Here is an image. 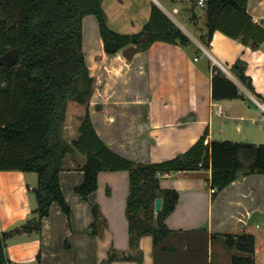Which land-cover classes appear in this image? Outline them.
Segmentation results:
<instances>
[{
    "label": "crops",
    "instance_id": "1",
    "mask_svg": "<svg viewBox=\"0 0 264 264\" xmlns=\"http://www.w3.org/2000/svg\"><path fill=\"white\" fill-rule=\"evenodd\" d=\"M185 1L103 0L102 6L112 30L133 34L150 20L155 3L191 37L193 44L186 48L156 41L146 50L133 53L135 46H128L109 55L98 21L93 15L84 18V52L95 86L88 106L69 105L65 125V131L71 127L65 136L69 141L76 138L89 111L100 138L135 162L172 159L205 133L206 143L229 139L264 143V43L255 49L216 31L206 48L199 40L205 27L196 11L198 25L190 21L196 20L195 8ZM192 1L199 5V0ZM247 8L253 21L264 27V0H248ZM238 59L247 62V75L262 100L230 71ZM213 65L225 67L229 72L223 71L248 99L213 100ZM84 162L83 154H69L60 173L70 215L54 203L40 233L24 232L8 241L7 264H103L111 250L118 255L131 250L126 214L129 172H101L98 189L84 199L75 191L84 180ZM211 174V170H197L164 175L161 187L180 194L166 220L171 234L158 246L151 235L143 236L141 261L117 258L112 264H232L233 254L228 258L224 239L213 236L251 225L264 230V175L241 176L214 198ZM37 182L36 173L0 171V237L35 217ZM93 205L100 207L106 221L99 233L92 229Z\"/></svg>",
    "mask_w": 264,
    "mask_h": 264
},
{
    "label": "trees",
    "instance_id": "2",
    "mask_svg": "<svg viewBox=\"0 0 264 264\" xmlns=\"http://www.w3.org/2000/svg\"><path fill=\"white\" fill-rule=\"evenodd\" d=\"M103 0H0V59L8 52L16 53L15 63H0V171H22L38 176L35 193V217L21 227L2 233L0 264H7V243L27 232L40 233L42 222L58 203L70 215L71 208L61 187L60 173L65 158L77 152L85 156L81 166L83 183L75 191L84 199L99 187L103 171L125 170L130 175V193L126 214L129 221L131 250L120 255L111 250L103 264L117 258L141 261L140 239L151 235L158 246L172 230L168 216L176 209L180 194L163 189L164 175L180 171L211 170L210 184L215 198L232 182L244 175H264V143L212 140L207 133L188 151L172 159L156 163L135 162L113 151L98 135L89 111L81 119L79 135L69 141L65 125L69 105L88 106L95 79L91 75L84 52L83 20L96 17L107 54L135 46L133 53L163 41L184 48L193 44L191 37L157 4H153L150 20L142 31L122 34L112 30L102 6ZM248 0H206L205 30L200 42L210 48L213 35L221 31L255 49L264 43V27L248 13ZM194 26L198 21L190 19ZM131 58V55H129ZM230 71L258 99L247 62L238 59ZM212 98L215 101L248 99L217 65L211 67ZM163 199L160 213L155 201ZM95 223L106 222L100 207L93 205ZM107 226V224H106ZM229 250L236 249L232 264H264V230L248 226L220 235ZM264 258V257H263Z\"/></svg>",
    "mask_w": 264,
    "mask_h": 264
},
{
    "label": "water",
    "instance_id": "3",
    "mask_svg": "<svg viewBox=\"0 0 264 264\" xmlns=\"http://www.w3.org/2000/svg\"><path fill=\"white\" fill-rule=\"evenodd\" d=\"M192 16L193 19L197 18V14L195 12V10H192ZM1 62H6V63H15L16 62V53L14 51H10L8 52L3 58L0 59V63ZM250 103L254 104V102L249 99ZM239 176H243L244 173L243 172H239L238 173ZM162 204H163V199L161 197H158L155 201V212L156 214L160 213L161 209H162Z\"/></svg>",
    "mask_w": 264,
    "mask_h": 264
},
{
    "label": "rangeland",
    "instance_id": "4",
    "mask_svg": "<svg viewBox=\"0 0 264 264\" xmlns=\"http://www.w3.org/2000/svg\"><path fill=\"white\" fill-rule=\"evenodd\" d=\"M186 2V4L187 5H190V8H192V7H194L195 9V11L199 14V16H200V18H199V23L203 26V27H206V25H205V22H206V18H205V14L203 13V9L198 5V3L197 2H193L192 0H186L185 1ZM94 19H95V21H96V23H97V20H96V18L94 17V16H92ZM178 17V16H177ZM175 22V21H174ZM97 25H98V23H97ZM71 105H79V104H71ZM71 128V127H70ZM69 128V129H70ZM69 129H67L66 131H65V136H67V135H70L69 134ZM76 134H75V136L74 137H78V135H79V131L78 130H76V132H75ZM76 138H74V139H76ZM73 139V140H74ZM229 140H233V139H229ZM234 253H237V250L236 249H233V250H229V256H228V258L232 255V254H234Z\"/></svg>",
    "mask_w": 264,
    "mask_h": 264
},
{
    "label": "built area",
    "instance_id": "5",
    "mask_svg": "<svg viewBox=\"0 0 264 264\" xmlns=\"http://www.w3.org/2000/svg\"><path fill=\"white\" fill-rule=\"evenodd\" d=\"M199 5L201 8H204L205 5H206V0H199ZM196 61H198L199 59L198 58H195ZM222 69L225 71V72H229L225 67L222 66ZM258 102V101H257ZM212 191L214 192L215 191V188H212Z\"/></svg>",
    "mask_w": 264,
    "mask_h": 264
}]
</instances>
